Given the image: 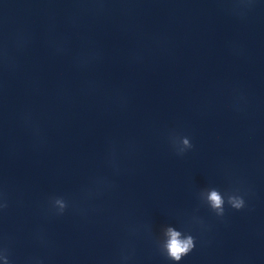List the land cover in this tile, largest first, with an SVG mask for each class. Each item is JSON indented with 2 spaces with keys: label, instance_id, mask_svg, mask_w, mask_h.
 <instances>
[{
  "label": "clouds",
  "instance_id": "obj_1",
  "mask_svg": "<svg viewBox=\"0 0 264 264\" xmlns=\"http://www.w3.org/2000/svg\"><path fill=\"white\" fill-rule=\"evenodd\" d=\"M171 145L178 156H183L193 145L187 136L172 134L170 136ZM115 166V165H114ZM106 187V182L98 180L95 187L87 190L89 198L101 194ZM239 190L222 193L217 188L203 189L199 196L203 204L216 214L217 217L225 215V205L237 211L245 207V200L238 194ZM69 207V201L61 196H52L49 198V210L55 215H63ZM8 208V201L4 194L0 193V212ZM156 246L159 252L168 260L178 264L195 247V238L191 234H186L176 227L165 225L161 228V236L156 240ZM121 259L127 261L128 255H122ZM0 260L3 264H11L10 251L6 246H0ZM30 264H43L39 258H33Z\"/></svg>",
  "mask_w": 264,
  "mask_h": 264
}]
</instances>
